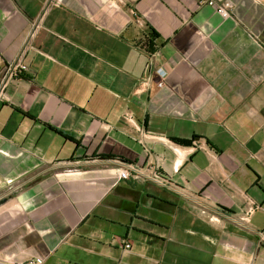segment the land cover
Instances as JSON below:
<instances>
[{
  "label": "crops",
  "instance_id": "0c3cea01",
  "mask_svg": "<svg viewBox=\"0 0 264 264\" xmlns=\"http://www.w3.org/2000/svg\"><path fill=\"white\" fill-rule=\"evenodd\" d=\"M227 1L0 0V264H264V0Z\"/></svg>",
  "mask_w": 264,
  "mask_h": 264
},
{
  "label": "built area",
  "instance_id": "2783aa9c",
  "mask_svg": "<svg viewBox=\"0 0 264 264\" xmlns=\"http://www.w3.org/2000/svg\"><path fill=\"white\" fill-rule=\"evenodd\" d=\"M200 3L213 6L222 17H229L231 15L230 4L227 0H200ZM14 68L15 67H12V69ZM19 68L25 69V66L21 65L19 66ZM19 68H17V71ZM156 72L159 76V79L157 81V86L161 87L164 84L167 72L162 67H157ZM118 176L119 178H128V177H132L135 179L141 177L147 178L163 186H166L168 182V179L165 176H163L160 172H156L153 169L147 174H144L136 165L131 163L125 164L123 167H120L118 170ZM123 248L128 250L130 248V243L128 241H123ZM25 264H40V263L29 261Z\"/></svg>",
  "mask_w": 264,
  "mask_h": 264
},
{
  "label": "trees",
  "instance_id": "16d2710c",
  "mask_svg": "<svg viewBox=\"0 0 264 264\" xmlns=\"http://www.w3.org/2000/svg\"><path fill=\"white\" fill-rule=\"evenodd\" d=\"M176 141H179L180 143H184V144H188L189 141L187 140H181V139H177V138H174Z\"/></svg>",
  "mask_w": 264,
  "mask_h": 264
}]
</instances>
